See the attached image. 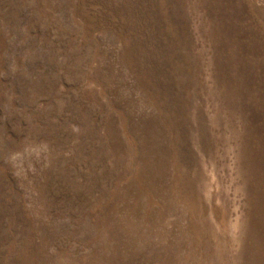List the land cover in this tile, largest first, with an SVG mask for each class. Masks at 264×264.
<instances>
[{
    "label": "rangeland",
    "instance_id": "1",
    "mask_svg": "<svg viewBox=\"0 0 264 264\" xmlns=\"http://www.w3.org/2000/svg\"><path fill=\"white\" fill-rule=\"evenodd\" d=\"M0 264H264V0H0Z\"/></svg>",
    "mask_w": 264,
    "mask_h": 264
}]
</instances>
